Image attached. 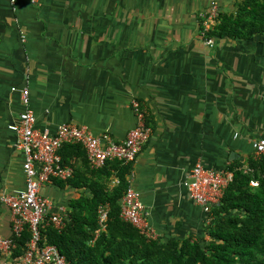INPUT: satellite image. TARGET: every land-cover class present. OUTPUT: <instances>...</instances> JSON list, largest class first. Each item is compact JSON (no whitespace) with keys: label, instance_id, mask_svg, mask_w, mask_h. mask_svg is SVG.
Here are the masks:
<instances>
[{"label":"crops","instance_id":"1","mask_svg":"<svg viewBox=\"0 0 264 264\" xmlns=\"http://www.w3.org/2000/svg\"><path fill=\"white\" fill-rule=\"evenodd\" d=\"M245 1L221 0L222 14L236 16ZM211 3L0 0V196L25 188L23 153L9 129L24 109V87L38 130L75 122L116 141L136 125L135 98L153 127L132 166L151 227L162 241L205 236V213L185 185L190 171L198 161L249 170L259 158L252 140L264 137V32L214 36L208 45L200 14ZM62 149L77 177L55 178L43 192L68 217L71 201L91 194L86 176L98 175ZM0 237H13L1 201ZM11 256L1 253L0 264H14Z\"/></svg>","mask_w":264,"mask_h":264},{"label":"trees","instance_id":"2","mask_svg":"<svg viewBox=\"0 0 264 264\" xmlns=\"http://www.w3.org/2000/svg\"><path fill=\"white\" fill-rule=\"evenodd\" d=\"M254 32H264V0H246L236 16L221 14L211 29L212 36L233 38ZM65 149L85 158L92 175H98L86 176L84 184L91 194L71 201L62 231L51 226L43 230L41 243L56 244L72 264H264V155L252 160L249 170L232 168L233 179L223 198L212 207L210 216L205 214L209 220L205 236L162 241L146 237L121 218V199L129 187L133 163L114 159L93 168L83 145L65 144L62 153ZM63 155L66 164L71 156ZM112 173L115 176H99ZM73 177L77 176L68 179ZM113 177L118 182L111 186L108 180ZM252 180H258L259 186H252ZM104 206L108 209L106 229L95 239L99 209ZM30 237L26 227L16 239L11 252L14 264L26 251Z\"/></svg>","mask_w":264,"mask_h":264},{"label":"built area","instance_id":"3","mask_svg":"<svg viewBox=\"0 0 264 264\" xmlns=\"http://www.w3.org/2000/svg\"><path fill=\"white\" fill-rule=\"evenodd\" d=\"M9 1L15 3L17 0ZM30 1L33 4L40 2ZM221 14V0H212L209 10L200 14L201 34L210 46L215 44L211 29L219 23ZM22 103L24 109L19 113L18 120L9 124V129L16 132V147L23 153L25 188L16 193L5 192L0 196V201L11 210L13 225V237H0V254H10L16 247V239L28 227L31 237L17 264H72L56 244L41 243L44 229L51 226L62 231L66 225L67 214L62 211L64 209L54 210L52 200L43 192L44 186L55 178L66 180L73 174L72 167L62 161V147L65 144L83 145L93 168L103 167L114 159L130 164L137 160L144 144L153 133V127L148 124L146 114L139 100L135 98L132 100V107L136 125L122 141H116L109 133L96 135L88 126L75 122L60 124L55 133L40 131L35 127L36 115L30 106L28 87L22 89ZM252 145L258 157L264 155V137L252 140ZM128 178L130 184L121 199V218L134 225L146 237L157 239L148 220V210L143 203L142 193L134 184L133 171ZM232 179L231 171L216 170L198 161L190 171L185 185L189 197L209 215L212 207L223 198ZM251 185L259 186V181L252 180ZM107 217V207H101L100 227L96 230L95 239L106 229Z\"/></svg>","mask_w":264,"mask_h":264},{"label":"rangeland","instance_id":"4","mask_svg":"<svg viewBox=\"0 0 264 264\" xmlns=\"http://www.w3.org/2000/svg\"><path fill=\"white\" fill-rule=\"evenodd\" d=\"M51 244V243H50Z\"/></svg>","mask_w":264,"mask_h":264}]
</instances>
